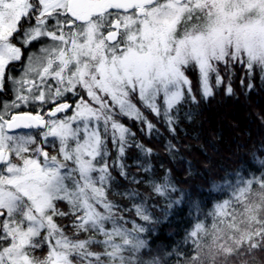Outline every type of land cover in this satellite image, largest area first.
<instances>
[{
    "label": "snow or ice",
    "instance_id": "6c2138e0",
    "mask_svg": "<svg viewBox=\"0 0 264 264\" xmlns=\"http://www.w3.org/2000/svg\"><path fill=\"white\" fill-rule=\"evenodd\" d=\"M237 65L264 81V0H0V264H161L145 252L149 229L126 215L152 222L147 202L138 188L115 191L117 174L129 180V150L145 173L130 183L169 209L187 194L172 199L176 183L167 170L156 178L153 149L124 121L151 137L150 113L175 133L184 106L212 97ZM258 163L214 183L224 198L210 226L195 218L177 264L264 249Z\"/></svg>",
    "mask_w": 264,
    "mask_h": 264
},
{
    "label": "trees",
    "instance_id": "16d2710c",
    "mask_svg": "<svg viewBox=\"0 0 264 264\" xmlns=\"http://www.w3.org/2000/svg\"><path fill=\"white\" fill-rule=\"evenodd\" d=\"M189 75L196 85L198 76L194 73ZM222 75L225 82L219 87L214 86L212 97L202 100L198 106H184L175 133L169 131L165 124L157 122L150 113L149 118L159 130L151 137L142 132L135 122L124 121L136 133L137 140L153 149L151 164L156 178L167 170L176 183L178 191L172 194V199H181L182 194H187L184 202L169 209L168 201L152 193L147 183H130L131 177L143 179L145 173L134 163L138 151L129 150L126 157L129 180L117 174L115 191L138 188L147 202L152 222L140 220L134 213L126 215L149 229L143 234L149 244L145 252L148 258L158 257L161 264H169L176 258L183 261L178 251L191 254L192 246L190 242H185V238L197 216L206 225H211V217L207 214L216 203V198H224L223 193L213 190L214 183H220L221 177L238 170L255 172L260 167L258 161L264 160V81L258 72L249 79L246 70L239 65L234 72ZM229 83L233 89L231 95L226 92ZM249 83L252 84L251 89ZM189 110L192 112L191 118L185 115ZM168 144L174 145L171 154L166 148ZM256 174L259 175V172ZM189 196L191 201L200 203L199 213L192 209ZM112 199L128 208L132 207L126 198L113 196ZM244 261L247 264H264V249L235 257L230 264H244Z\"/></svg>",
    "mask_w": 264,
    "mask_h": 264
},
{
    "label": "rangeland",
    "instance_id": "374dc122",
    "mask_svg": "<svg viewBox=\"0 0 264 264\" xmlns=\"http://www.w3.org/2000/svg\"><path fill=\"white\" fill-rule=\"evenodd\" d=\"M27 55V50H25V56ZM20 71V65H17L16 66V72L18 73ZM4 98H6L5 96H2L1 94H0V100H3ZM7 98H10V96L9 97H7ZM25 109H27V107H25L23 110H25ZM178 258H176V259H174V260H172L169 264H177V261H180V260H177Z\"/></svg>",
    "mask_w": 264,
    "mask_h": 264
},
{
    "label": "flooded vegetation",
    "instance_id": "af4514ba",
    "mask_svg": "<svg viewBox=\"0 0 264 264\" xmlns=\"http://www.w3.org/2000/svg\"><path fill=\"white\" fill-rule=\"evenodd\" d=\"M2 96H4L3 94H1ZM23 111H25V112H28V111H33V109H31V108H27V109H25V110H23ZM29 130H19V133H24V132H28ZM18 132V131H17Z\"/></svg>",
    "mask_w": 264,
    "mask_h": 264
},
{
    "label": "water",
    "instance_id": "95a60500",
    "mask_svg": "<svg viewBox=\"0 0 264 264\" xmlns=\"http://www.w3.org/2000/svg\"><path fill=\"white\" fill-rule=\"evenodd\" d=\"M22 130H27V129H22ZM19 132V130H17Z\"/></svg>",
    "mask_w": 264,
    "mask_h": 264
}]
</instances>
